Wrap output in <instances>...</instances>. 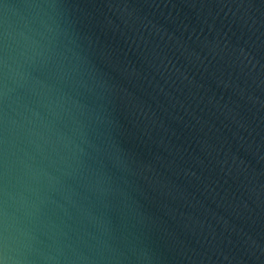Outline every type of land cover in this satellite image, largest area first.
I'll return each instance as SVG.
<instances>
[{
	"label": "water",
	"instance_id": "water-1",
	"mask_svg": "<svg viewBox=\"0 0 264 264\" xmlns=\"http://www.w3.org/2000/svg\"><path fill=\"white\" fill-rule=\"evenodd\" d=\"M4 264H264V0H0Z\"/></svg>",
	"mask_w": 264,
	"mask_h": 264
},
{
	"label": "clouds",
	"instance_id": "clouds-1",
	"mask_svg": "<svg viewBox=\"0 0 264 264\" xmlns=\"http://www.w3.org/2000/svg\"><path fill=\"white\" fill-rule=\"evenodd\" d=\"M0 264H4V262L2 260H0Z\"/></svg>",
	"mask_w": 264,
	"mask_h": 264
}]
</instances>
